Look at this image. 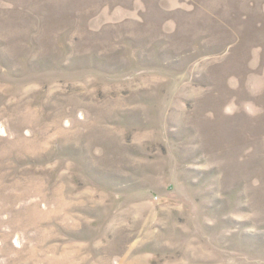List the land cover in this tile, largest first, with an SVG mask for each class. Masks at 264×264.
<instances>
[{
    "label": "rangeland",
    "instance_id": "rangeland-1",
    "mask_svg": "<svg viewBox=\"0 0 264 264\" xmlns=\"http://www.w3.org/2000/svg\"><path fill=\"white\" fill-rule=\"evenodd\" d=\"M0 264H264V0H0Z\"/></svg>",
    "mask_w": 264,
    "mask_h": 264
}]
</instances>
